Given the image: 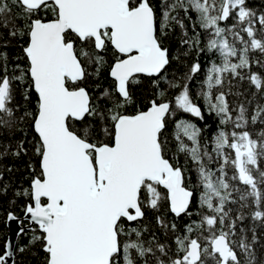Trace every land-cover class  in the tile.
<instances>
[{
	"label": "snow or ice",
	"instance_id": "6c2138e0",
	"mask_svg": "<svg viewBox=\"0 0 264 264\" xmlns=\"http://www.w3.org/2000/svg\"><path fill=\"white\" fill-rule=\"evenodd\" d=\"M254 69L249 0H0V264H264Z\"/></svg>",
	"mask_w": 264,
	"mask_h": 264
},
{
	"label": "trees",
	"instance_id": "16d2710c",
	"mask_svg": "<svg viewBox=\"0 0 264 264\" xmlns=\"http://www.w3.org/2000/svg\"><path fill=\"white\" fill-rule=\"evenodd\" d=\"M249 4H250L251 7L256 8L258 10L264 9V0H249ZM12 55L13 56L20 55V52H19L18 48L13 50ZM200 59H201L202 64H204V65L207 64V61H208L207 57L201 56ZM254 70L264 71V70H261V69H254ZM105 75H106V73H105ZM107 83H108V81L104 80V84H107ZM201 103H202V101H201ZM206 122L211 125V127L206 129L205 133H204L205 138H208V137L211 136L212 132L215 130L216 125H215V123H214V121H213V119L211 117H207L206 118ZM196 123L200 124V126L203 127V123L202 122L196 121ZM181 162H183V157H181ZM5 163H8V164L15 163V165L17 167L21 168V172H19L17 174V179L19 180V179L24 178V176L26 175V172H27V168H26L27 160L26 159H24V160H16V161L7 160V161H5ZM188 169H189L188 175L190 177H192L193 179H195V173H194V171L192 169L191 163L188 164ZM24 183L25 184L27 183V179L24 180ZM4 207H7V202H5ZM16 211H17V213H19L20 210L17 208ZM150 219H151V214H150ZM0 229H2V230H0V243H2L3 240L9 235L8 230L3 228L2 217H0ZM257 255L258 256H264V250H258Z\"/></svg>",
	"mask_w": 264,
	"mask_h": 264
},
{
	"label": "water",
	"instance_id": "95a60500",
	"mask_svg": "<svg viewBox=\"0 0 264 264\" xmlns=\"http://www.w3.org/2000/svg\"><path fill=\"white\" fill-rule=\"evenodd\" d=\"M13 227H15V225H13ZM10 234V233H9Z\"/></svg>",
	"mask_w": 264,
	"mask_h": 264
}]
</instances>
